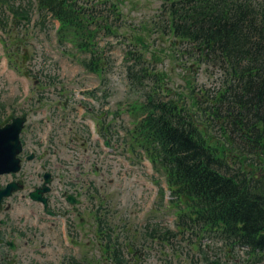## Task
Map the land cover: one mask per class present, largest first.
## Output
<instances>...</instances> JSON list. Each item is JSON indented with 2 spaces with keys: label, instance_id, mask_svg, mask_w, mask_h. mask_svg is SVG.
<instances>
[{
  "label": "trees",
  "instance_id": "trees-1",
  "mask_svg": "<svg viewBox=\"0 0 264 264\" xmlns=\"http://www.w3.org/2000/svg\"><path fill=\"white\" fill-rule=\"evenodd\" d=\"M163 1L164 32L188 44L197 64L220 74L213 88L190 85L188 94L168 100L148 96L142 106L148 117L135 133L144 137L151 158L170 170L178 196L173 202L184 205L181 228L217 233L264 258V5ZM61 15L78 35L86 32L79 22L84 18ZM90 66L97 69L98 63ZM169 234L153 233L161 241Z\"/></svg>",
  "mask_w": 264,
  "mask_h": 264
},
{
  "label": "rangeland",
  "instance_id": "rangeland-1",
  "mask_svg": "<svg viewBox=\"0 0 264 264\" xmlns=\"http://www.w3.org/2000/svg\"><path fill=\"white\" fill-rule=\"evenodd\" d=\"M255 1L256 4L264 5V0ZM107 2V17L104 18L106 19V22H111L113 25L117 26L113 27V29L118 34L115 36H101L99 38L102 49H104V51H106V53L112 58L111 62L109 61L112 65V72L107 75V78L109 79L107 86L110 87L111 90L109 91L107 87L103 90V93L108 91L110 103L104 106H109L113 111H117L118 109L123 111L121 114L123 119H121V121H113L112 125H119L121 127L122 125L129 126L132 118L129 110L136 106H133L132 104L144 103L146 97L151 93V89L156 84L152 80H146L145 88H140V91L137 86L130 84L131 81L126 76L128 72L127 66L129 63L128 60L124 58V55L127 53V50H130L131 48L136 51L135 53L137 56H141L140 61H142V64L138 67V69L147 68L160 74L162 81H160V84L162 85L160 91H162V87L164 86L168 89L169 93H179L185 95L190 92V85L193 86L196 84L199 88H213L217 85V79L220 74L219 71L214 67H209L207 64H195L193 57H191L190 53H188L189 50L186 51V54L183 53L186 46H182L180 44L174 46L173 44L175 43L176 38L169 35V33L164 32L162 26L165 22L162 20V11L160 9L162 3L159 0H107ZM116 18L118 21H115ZM15 22V20L10 22L9 33H6V37L10 43V53L14 49L11 45L12 40L10 37L22 44H26V46H30V48L33 47L35 42L34 35L32 36L27 34L29 30H27V32L23 31V23L19 26V28H16ZM123 40L126 41L124 44L121 43ZM48 46L52 50L53 45L49 43ZM54 52L59 55V61L62 64L64 76L62 78V82L59 85L57 84V88L53 86L50 90L48 89L46 92L47 95L45 94V91H43V87H41V85L38 84L35 86L32 80L26 79L22 75H13L10 69L8 72L4 71L3 67H0V105L6 106V112L8 114H13L15 111H29L31 109V122L35 121L36 128L31 133L28 141L29 143H27V147L29 148H32V144L36 141H42V137L49 132V129L46 126L45 117L43 116V113L47 108L53 111L55 106H60L59 102L63 101L64 96L73 100L75 97L74 92L76 90H81L83 88L91 89L95 87L101 88L105 83L101 77L99 78L98 76L96 77L86 73L80 64L73 61L74 59L69 57L67 54H64L63 52L59 53L57 51ZM136 61L137 59H132L131 64ZM104 65L108 66L109 64ZM139 76L141 77L142 73H139ZM61 88L64 93L63 97L60 96V93L58 92V89ZM150 95L153 96L155 93ZM40 96L43 97L41 100ZM46 97H48V99H46ZM50 102L52 103V106H50ZM0 110H2V106H0ZM2 111L5 112V110ZM143 112L144 113H140V119L146 117V114L148 115L146 110L143 109ZM7 117L8 116H6V118ZM51 123L53 126V122ZM57 134L62 136L63 129H60ZM79 146L83 149L82 145ZM123 151L124 150L120 151L123 156V164H131L127 155H125V152ZM63 156L66 157V153H64ZM85 157H88V154H86ZM140 160L141 161L136 162L135 165H131L135 168V170L142 171V179L150 180L148 172L151 171V166L149 165V167L146 161V164H143V159ZM134 161H136V158ZM90 165H92L91 161ZM102 166L97 165V167L94 166V168H89L86 171L89 172L92 169L98 170ZM104 169L106 170V168ZM96 172L98 171L91 172L89 175L96 177L97 185L104 188V193L107 195L109 203L111 201L110 207L112 215L114 216V221L127 222L129 226H131L132 233L134 235L135 229L140 228L141 226L139 225L140 222L137 219L138 212L135 214L133 213L134 201L129 199L128 191H132V189L137 185L129 187L128 184H124V179H121L116 175L118 171L115 173L106 172L104 170H101L100 173ZM87 178H89V176H87ZM111 179H113V183H109ZM36 180L37 179L33 177V181ZM125 187L126 190L124 189ZM147 196L149 197V194H146V197ZM25 208V205H21L20 212L27 214V210L25 211ZM112 215H110V221L113 217ZM83 217L88 221V223H91L93 220L92 215L88 213H84ZM10 224L15 226V222L13 220ZM25 225L27 224H23V226L20 227V230L28 233L29 231L24 228ZM87 228L89 229V227ZM46 234L47 233H44V231L38 230L36 232H32L31 239L28 240L33 242L29 248L26 246L24 240L18 241L21 245H19L20 258L23 257L21 259L27 261V263L25 262L26 264H29V261L32 263L35 258L39 259V256L34 249H40V244L44 243V239H47V244L50 249L63 252V254H65L64 257L72 255V251L65 247L61 239V234L60 238L58 237L59 241L54 239L56 237L55 234L53 238L46 236ZM91 248L92 250H83L81 255L76 257L80 258L87 255L90 260L94 259L97 263H102L103 261L96 256L100 253V247L92 244ZM29 255H31V258ZM160 255V252H158L157 257H160ZM49 258L53 261L52 264H61L60 260L63 257L59 258L55 255L53 257L49 256Z\"/></svg>",
  "mask_w": 264,
  "mask_h": 264
},
{
  "label": "water",
  "instance_id": "water-1",
  "mask_svg": "<svg viewBox=\"0 0 264 264\" xmlns=\"http://www.w3.org/2000/svg\"><path fill=\"white\" fill-rule=\"evenodd\" d=\"M11 119H13L12 124H7L5 127L0 126V174L17 172L20 170V159L18 155L23 149L20 134L23 128L24 118L16 119L11 117ZM19 188L20 186L17 183H12L5 189H0V207L2 199L5 196H10L13 191ZM43 192V189L38 190L32 193V196L45 201V199L42 198ZM8 244L13 246V242Z\"/></svg>",
  "mask_w": 264,
  "mask_h": 264
}]
</instances>
